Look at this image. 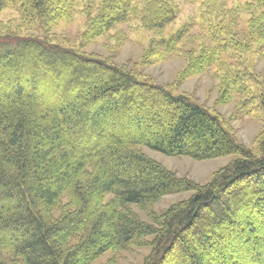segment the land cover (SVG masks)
<instances>
[{
	"label": "trees",
	"instance_id": "obj_1",
	"mask_svg": "<svg viewBox=\"0 0 264 264\" xmlns=\"http://www.w3.org/2000/svg\"><path fill=\"white\" fill-rule=\"evenodd\" d=\"M79 1L0 0V15L15 9L44 35L0 34V264H93L108 251L141 246L151 249L143 264H264V130L249 149L189 96L112 56L52 43L46 36ZM182 1L200 4L199 22L162 36L180 14L175 0H100L81 46L140 20L158 36L142 65L184 52L179 84L215 66L217 105L238 99L240 112L263 108L257 81L237 57L253 46L264 54V0ZM240 7L250 13L243 38L235 27ZM193 26L214 45L184 50L196 39ZM144 148L196 161L238 157L203 185L179 178ZM182 192L192 195L152 211Z\"/></svg>",
	"mask_w": 264,
	"mask_h": 264
},
{
	"label": "rangeland",
	"instance_id": "obj_2",
	"mask_svg": "<svg viewBox=\"0 0 264 264\" xmlns=\"http://www.w3.org/2000/svg\"><path fill=\"white\" fill-rule=\"evenodd\" d=\"M175 2L180 8V14L173 24L161 33L162 36L176 32L185 24H197L199 22L201 15L200 4H188L182 0H175ZM236 4V2H229L228 6L233 7ZM99 6L100 0H80L73 11V15L58 22L46 37L52 43L65 48H80L87 54L105 58L112 56L116 64L125 66L127 70L129 69L141 78L150 79L159 85H164L174 94L189 96L194 102L200 103L220 115L226 121L239 143L249 149L255 148L258 136L264 130V107L261 109L252 108V111L251 107H247L243 112H240L237 104L238 99L226 105H217L219 80L215 66H212L205 74L195 76L179 84L177 78L187 63L184 52L161 63L151 66L142 65L141 61L145 50L148 48L150 41L158 36L156 33L145 29L140 20L119 24L106 35L82 47V34L85 31L88 17L89 15H96ZM240 12L239 20L235 27L236 32L243 38L247 33L250 13L246 7H240ZM38 29L36 26L27 27L15 9H8L0 15L1 35L44 36L43 32ZM198 29V26H193L190 35L195 36L194 38L196 39L193 40V44L184 45L182 47L184 50H189L192 47L197 48L202 44L214 45L209 36L204 37V33H199L201 30ZM256 48L257 46H253L250 51H246L241 54L242 57L240 55L237 58H240L238 60L241 61V66L248 71V74L251 72L257 81L255 84L256 93L264 97V54H257ZM228 55L230 56L231 54L229 53ZM248 111H251V113ZM143 152L179 178H187L203 185L209 183L218 170L224 168L238 157L237 155H228L216 159L196 161L187 157L165 156L147 148H144ZM191 195V192L167 195L154 204L152 211L162 214L170 206L187 200ZM133 209L143 221L151 223L146 211H142L136 206ZM151 239L152 237H149V240ZM150 254L151 249L148 246L132 247L129 251L116 253L108 251L94 261L93 264H143Z\"/></svg>",
	"mask_w": 264,
	"mask_h": 264
}]
</instances>
